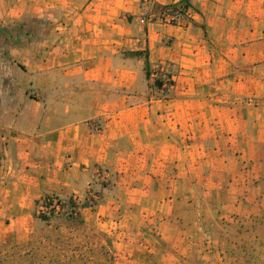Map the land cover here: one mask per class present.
<instances>
[{
    "label": "crops",
    "instance_id": "crops-1",
    "mask_svg": "<svg viewBox=\"0 0 264 264\" xmlns=\"http://www.w3.org/2000/svg\"><path fill=\"white\" fill-rule=\"evenodd\" d=\"M175 1L0 0V228L100 191L111 223L189 243L264 193V0L151 21Z\"/></svg>",
    "mask_w": 264,
    "mask_h": 264
},
{
    "label": "rangeland",
    "instance_id": "rangeland-1",
    "mask_svg": "<svg viewBox=\"0 0 264 264\" xmlns=\"http://www.w3.org/2000/svg\"><path fill=\"white\" fill-rule=\"evenodd\" d=\"M94 171L98 185L108 186L106 172ZM87 195L58 196L65 203L47 215L40 211L42 198L32 219L18 226L7 215L8 226L3 222L0 228V264H264V193L250 209L216 217L202 239L189 243L161 241L152 228L111 223L97 213L100 191Z\"/></svg>",
    "mask_w": 264,
    "mask_h": 264
},
{
    "label": "built area",
    "instance_id": "built-area-1",
    "mask_svg": "<svg viewBox=\"0 0 264 264\" xmlns=\"http://www.w3.org/2000/svg\"><path fill=\"white\" fill-rule=\"evenodd\" d=\"M149 1V0H148ZM194 16L193 6L189 0H177L172 4L161 6L159 9L151 13V21L161 24L178 26L192 19ZM153 77L163 88H169L172 85V78L162 70L156 72ZM42 203L44 206L40 211L43 215L57 212L65 203L58 196H48L44 198Z\"/></svg>",
    "mask_w": 264,
    "mask_h": 264
},
{
    "label": "trees",
    "instance_id": "trees-1",
    "mask_svg": "<svg viewBox=\"0 0 264 264\" xmlns=\"http://www.w3.org/2000/svg\"><path fill=\"white\" fill-rule=\"evenodd\" d=\"M48 197H46V199H47ZM45 216H42V218H44Z\"/></svg>",
    "mask_w": 264,
    "mask_h": 264
}]
</instances>
